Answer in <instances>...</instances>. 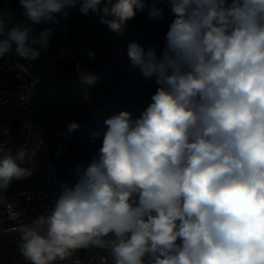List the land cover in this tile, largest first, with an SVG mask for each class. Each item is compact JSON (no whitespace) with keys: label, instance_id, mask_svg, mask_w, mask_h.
I'll return each instance as SVG.
<instances>
[{"label":"clouds","instance_id":"9594fccd","mask_svg":"<svg viewBox=\"0 0 264 264\" xmlns=\"http://www.w3.org/2000/svg\"><path fill=\"white\" fill-rule=\"evenodd\" d=\"M158 2L18 0L19 20L0 6V59L39 60L53 34L39 26L57 15L91 14L123 37L138 13L162 18ZM168 4L164 48L126 46L128 66L158 85L151 102L90 131L100 145L89 163L19 229L25 264H84L83 253L99 264H264V0ZM97 81L87 69L76 76ZM80 127L69 123L68 134ZM29 154L0 140V193L33 175L22 166Z\"/></svg>","mask_w":264,"mask_h":264},{"label":"trees","instance_id":"16d2710c","mask_svg":"<svg viewBox=\"0 0 264 264\" xmlns=\"http://www.w3.org/2000/svg\"><path fill=\"white\" fill-rule=\"evenodd\" d=\"M157 6L164 11L161 19L151 18L145 11L138 13L128 22L127 27L142 28L154 41L153 45L159 53L165 46V34L174 14L170 11L168 0H159ZM10 8L16 19H22L20 15L22 9L18 0H11ZM56 20L55 23L39 26L41 29L44 27L53 29L50 51L42 54L39 60L29 62L32 64L33 71L40 77L33 92V111L49 141L51 163L61 172H65L77 165L86 166L100 145L99 140L95 144L89 142L90 131L100 129L102 123L99 114H96V110L85 99L82 86L76 82L79 71L87 69L96 74L98 79L108 80L115 87H127L132 96L142 98L146 107L151 102V96L158 85L154 79L147 80L142 75L135 80L126 68L101 59L103 48L101 36L111 31L101 25L96 16L91 14L83 16L74 10L68 19L57 15ZM88 51L96 53L95 59L86 60ZM61 89H67L68 94L75 89L80 90L86 111L83 110L80 114H45L39 100L45 98L46 90H56L55 92L58 93ZM72 107L79 111L80 104ZM73 121L81 127L68 134L67 126ZM60 149L62 151L57 156Z\"/></svg>","mask_w":264,"mask_h":264},{"label":"built area","instance_id":"2783aa9c","mask_svg":"<svg viewBox=\"0 0 264 264\" xmlns=\"http://www.w3.org/2000/svg\"><path fill=\"white\" fill-rule=\"evenodd\" d=\"M10 1L4 0L5 6L10 7ZM8 72H14L12 82L0 85V140H9L13 147L29 148V158L22 166L33 169V175L14 181L7 191L0 193V264H25L17 247L19 229L31 225L51 207L58 194V182H71L75 168L61 172L50 161L49 141L32 107L33 92L40 80L32 64L11 53L0 59V74ZM91 255L96 256L94 262ZM81 258L84 264H99L97 253H83Z\"/></svg>","mask_w":264,"mask_h":264},{"label":"crops","instance_id":"0c3cea01","mask_svg":"<svg viewBox=\"0 0 264 264\" xmlns=\"http://www.w3.org/2000/svg\"><path fill=\"white\" fill-rule=\"evenodd\" d=\"M101 39L103 43L101 59L126 68L132 73L135 80H138L141 74L128 66L126 46L131 41L139 42L146 49L153 45L154 41L147 36L145 31L142 28L127 27L123 37H119L113 32H106L102 34ZM82 89L85 99L99 113L102 123L100 129L105 127L104 119L113 114L126 110L131 112L134 117H138L146 108L142 98L132 96L127 87H115L105 79H98L95 85L82 86ZM55 91L46 90L45 98L39 100L44 107L45 114H80L81 111H86L80 90L75 89L70 94L67 89H61L58 93ZM76 104H80L79 111L72 107Z\"/></svg>","mask_w":264,"mask_h":264},{"label":"rangeland","instance_id":"374dc122","mask_svg":"<svg viewBox=\"0 0 264 264\" xmlns=\"http://www.w3.org/2000/svg\"><path fill=\"white\" fill-rule=\"evenodd\" d=\"M0 6H5L4 0H0ZM13 75H14V72L0 74V85L10 84L13 80Z\"/></svg>","mask_w":264,"mask_h":264}]
</instances>
